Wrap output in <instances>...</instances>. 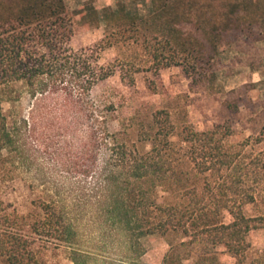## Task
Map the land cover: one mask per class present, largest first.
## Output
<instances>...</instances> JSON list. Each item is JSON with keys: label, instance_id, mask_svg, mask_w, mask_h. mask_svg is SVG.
<instances>
[{"label": "trees", "instance_id": "1", "mask_svg": "<svg viewBox=\"0 0 264 264\" xmlns=\"http://www.w3.org/2000/svg\"><path fill=\"white\" fill-rule=\"evenodd\" d=\"M262 2L151 0L147 18L123 5L104 8L101 17L141 40L158 69L177 66L196 80L221 43L259 41ZM87 10L100 18L92 6ZM72 19L65 0H0V189L23 179L42 195L27 213L39 214L34 218L9 211L0 198L3 264H47L43 252L50 247L67 250L69 264H142L144 240L168 233L186 240L172 245L160 264H183L192 253L193 264H214L219 246L234 264H264V248L246 257L247 235L264 228V210L244 215L258 201L233 179L240 155L226 149L216 130L189 126L175 146L165 111L153 115L149 150L112 132V106L98 105L90 94L116 66L101 65L97 48H71ZM186 23L200 37L187 33ZM23 96L30 101L27 116L17 111ZM4 105L11 108L5 112ZM255 142L264 145V130ZM254 161L264 163V150ZM76 213L95 214L88 233L69 215Z\"/></svg>", "mask_w": 264, "mask_h": 264}, {"label": "rangeland", "instance_id": "2", "mask_svg": "<svg viewBox=\"0 0 264 264\" xmlns=\"http://www.w3.org/2000/svg\"><path fill=\"white\" fill-rule=\"evenodd\" d=\"M241 2L233 0L235 4L247 7V3ZM65 4L73 18L71 48H97L101 65L116 66V73L96 85L90 94L98 105L112 106L109 129L120 132L141 152L150 149L152 118L158 111L169 114L173 126L170 140L177 147L186 126L196 132L216 130L226 149L243 159L242 165L232 172L234 181L242 183L258 201L256 206H245L244 215H260L264 210V163L254 161L251 164L250 161L264 150V145L255 142L264 130V27L256 29L263 32L259 41H254L252 36L248 40L240 37L237 41L221 43L216 52H210V69L204 75H194L195 80L177 66L158 69L141 40L127 31L119 33L124 27L113 21L107 26L101 17L104 8L114 10L117 5H123L128 12L147 18L151 13V0H65ZM89 6L100 14L98 20L89 15ZM240 15H243L241 24L246 26L247 12H240ZM184 29L200 37L187 23ZM29 107V99L23 96L17 111L27 116ZM10 108L4 105L5 112ZM51 164L55 163L52 161ZM247 171L249 176L243 177ZM41 196L23 179L0 189V198L9 205V211L16 210L19 215L30 218L39 215L27 213H33V205ZM69 215L81 231H90V221L95 214ZM221 220L228 224L232 219L225 213L221 214ZM246 239L250 244L246 254L249 261L264 248V228L251 230ZM185 240L175 233L151 235L143 242L145 253L140 261L142 264H160L172 245ZM215 252L214 264H234L235 260L223 247H216ZM43 257L47 264H69L68 251L64 248L50 247L43 252ZM194 258L195 253H192L183 264H193ZM0 264H3L2 259Z\"/></svg>", "mask_w": 264, "mask_h": 264}]
</instances>
